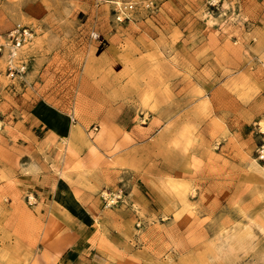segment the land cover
I'll return each mask as SVG.
<instances>
[{
  "label": "rangeland",
  "instance_id": "rangeland-1",
  "mask_svg": "<svg viewBox=\"0 0 264 264\" xmlns=\"http://www.w3.org/2000/svg\"><path fill=\"white\" fill-rule=\"evenodd\" d=\"M17 24L0 264H264V0H0Z\"/></svg>",
  "mask_w": 264,
  "mask_h": 264
},
{
  "label": "built area",
  "instance_id": "built-area-1",
  "mask_svg": "<svg viewBox=\"0 0 264 264\" xmlns=\"http://www.w3.org/2000/svg\"><path fill=\"white\" fill-rule=\"evenodd\" d=\"M34 31L28 25L17 24L0 42V56L4 57V71L10 78L22 77L28 69V57L24 47L31 43ZM261 158H264L262 150Z\"/></svg>",
  "mask_w": 264,
  "mask_h": 264
},
{
  "label": "crops",
  "instance_id": "crops-1",
  "mask_svg": "<svg viewBox=\"0 0 264 264\" xmlns=\"http://www.w3.org/2000/svg\"><path fill=\"white\" fill-rule=\"evenodd\" d=\"M39 111L37 112V114H38L37 115V119L38 120H41V122H44L48 126H51L54 131H60V132H62L64 130L63 129L64 120L60 119L52 110H50L48 108H45V107H41V108H39ZM41 113H43V114H41ZM73 126L74 125H69V127H68V131H69L70 136L78 135L83 140V144L86 145V147H88L91 152H93L95 150L94 142L91 141L90 138L87 137V135L83 132V130L81 129L80 126L75 125V126H77V128L75 129V131H73V129H74ZM80 133L83 134V135H85V139L86 140L81 137V134ZM102 134H103V132L99 133L98 135L101 136ZM85 141H87V142H85ZM74 143L75 142H73V144ZM90 146L93 147V150L90 149ZM76 150H77V147H76ZM56 194H58V192ZM56 199L58 201H60L61 199L64 200V201H66L67 202L66 204L62 202L64 205H67L68 203H73L74 204L72 197L69 196V193H62V192H60L56 196Z\"/></svg>",
  "mask_w": 264,
  "mask_h": 264
}]
</instances>
